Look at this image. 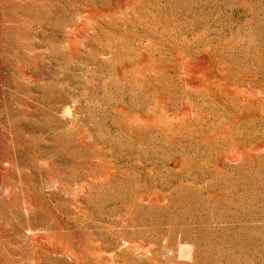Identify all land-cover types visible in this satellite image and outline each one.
I'll return each mask as SVG.
<instances>
[{"label": "rangeland", "instance_id": "1", "mask_svg": "<svg viewBox=\"0 0 264 264\" xmlns=\"http://www.w3.org/2000/svg\"><path fill=\"white\" fill-rule=\"evenodd\" d=\"M0 264H264V0H0Z\"/></svg>", "mask_w": 264, "mask_h": 264}]
</instances>
